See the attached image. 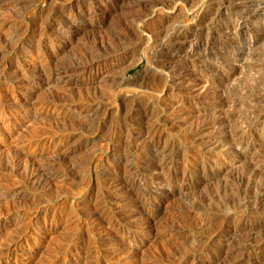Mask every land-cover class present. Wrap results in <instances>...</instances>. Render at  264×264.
Instances as JSON below:
<instances>
[{
  "label": "rangeland",
  "instance_id": "obj_1",
  "mask_svg": "<svg viewBox=\"0 0 264 264\" xmlns=\"http://www.w3.org/2000/svg\"><path fill=\"white\" fill-rule=\"evenodd\" d=\"M155 1L157 2L155 3ZM220 1L221 0H216L215 2L209 3L207 0H192V3L191 0H188L185 6L184 4L186 3L183 4L178 1L173 2L170 0H0V110L2 111H0V264H55V262L56 264H127L128 262V264H148V262L149 264H256L260 261L262 258L260 253L247 249L246 247L244 248L247 242H251L252 239H256V237L245 235L247 229L241 231L244 227H249V225L254 223L255 225L258 224L262 226L259 232L264 230V220L262 219L261 211L250 207L253 205L252 200L254 201V199L251 198H255L260 180H257L259 182H256L250 187H244L243 191V186L237 178L235 179L233 174L234 168L243 160L235 159L232 161L234 158L229 152L230 149L227 144L221 145V136L220 133H218L219 131L216 130V126L214 128H207L199 133L196 132L199 127H202V124L212 119L210 115L214 113L211 108L214 101L210 96L199 95V91L195 85L200 83V81L207 82V85L208 82L212 84L214 80L216 81L217 77L215 76L217 73L213 71L215 65L219 66L220 70L225 73L231 72L235 67L234 64L230 62L231 55L233 51L244 43L231 41V38L226 36L227 33L223 32L226 31V28L232 23L229 20L231 19L233 21L240 12L236 10L232 4L229 2L227 3V0ZM224 1L226 5H224ZM246 1L249 5L246 7L248 10L255 9L253 6V3L255 4L256 2L255 0ZM158 2H160L159 5ZM260 3H264V0H261ZM166 4L168 6H166ZM39 22H41L40 25H38ZM247 23L253 35L261 38V40L263 39L262 41L260 40L259 46L261 45L260 49H264V34L258 31L259 23L264 24L262 17L254 18ZM180 24L185 25L183 26ZM167 29L168 31H166ZM145 32H153V39H151V41L148 40ZM179 32L181 34H179ZM143 33H145V35ZM168 33L170 35L169 37L171 39L173 38L169 41L170 45L173 44V47H176L180 42L175 38L176 34H179L181 40H183L187 33L192 34V36L195 37V41L202 42L203 44L211 42L214 43L215 47L219 45L225 52L221 57L223 60L221 58L215 59L205 52L201 58L194 57L193 60L189 55L188 58L184 59L185 62L182 60L178 61L177 64L175 63V69H172L171 74H169L170 77L167 78L165 77L167 71L163 74L161 70H156L157 68L155 66L164 58L165 51H162L159 45H161L162 41H164L163 38L167 36ZM212 36L214 39H212ZM154 37H156V39ZM167 37L165 39H167ZM224 38L228 39L225 40ZM206 39L207 41H205ZM39 60L41 61L39 62ZM179 66L182 67L180 68ZM40 67L41 69H39ZM177 69L179 71H177ZM159 71L161 72L159 73ZM187 72H192L193 74L189 79V81L192 82L189 86L186 85V83H182L180 79L183 73L186 74ZM138 74L145 76L146 79L154 77L153 80L147 79L150 85L146 87L148 89L151 87L149 90L145 91L144 89H147L145 87L143 90L136 89V87L132 85L126 87L127 85L124 83L123 79H131ZM161 76L164 77L165 81L162 80L163 77ZM208 77L209 79H207ZM160 78L162 79L160 80ZM157 81H159V83ZM162 81L165 82L166 85L163 84ZM244 81V79L243 81L241 80L242 83H239L238 86L241 87L243 86L241 84H246V81ZM180 83L181 85L179 86ZM169 87H171V91L168 89ZM190 90L192 92H190ZM254 93H257V91ZM201 97L203 98L201 99ZM88 99H90L89 102ZM172 103H175V106H173ZM116 104L119 108H117ZM165 104L167 106H165ZM158 105V108L161 107V111L156 108ZM96 108L99 110H96ZM125 108L128 109L125 111ZM2 109H4V112ZM179 111L183 112L180 114ZM123 112L125 113L123 114ZM158 113L159 115H157ZM79 114L82 115L80 116ZM138 115H140L139 120ZM150 115L152 116L151 119H149ZM195 117H197L198 120ZM146 118L147 120H145ZM183 118L186 121H184ZM149 123H151V125ZM154 124H156V126ZM195 127L197 128L196 130L194 129ZM247 128L250 129V127ZM251 130L252 136L247 139V141L254 145V150L257 151L258 154L262 153L261 155H264V123H257ZM123 132L125 134H123ZM135 135L137 136L135 137ZM125 136H130V138L128 137V140H126L127 138ZM192 137H195L194 140ZM106 138L108 139L106 140ZM190 139H192V141ZM48 140L49 143H47ZM129 141L132 144L129 143ZM151 142L153 143L151 144ZM213 142L214 144L215 142H219L220 144H215L214 146V144H212ZM198 143L201 146L198 145ZM153 148L156 150L154 151ZM255 151L254 153H257ZM156 152L157 154H155ZM209 155L213 156L211 157ZM129 157L131 160H129ZM209 160L210 162H208ZM216 160L218 162H216ZM124 161H127V163ZM198 161L201 162L198 163ZM25 163L29 164L27 165ZM106 163H109L108 166ZM199 165L203 166L199 168ZM9 166H11L13 170ZM18 166L20 167L18 168ZM9 168H11V170ZM181 171L183 172L181 173ZM46 172L48 174H46ZM45 175H47L46 178L48 182L47 179L44 180L43 178ZM165 175L167 176L165 177ZM114 176H122L126 180L128 179L126 181V186L133 185L132 187L134 188L127 187V189H125V185H122V188L120 186L115 189L110 187V189L106 181ZM208 177L210 181L205 184L202 180ZM25 179L27 182H25ZM31 180H34V182ZM38 180H40V182ZM45 183L50 185L46 186ZM208 186L211 187L207 188ZM96 187L97 189H95ZM188 187H194V189L189 190L190 192L185 190L187 191L186 193L184 189ZM121 189H123L122 191L124 192L129 189L133 190L137 199L133 194L131 199L124 200L123 196L125 194H123L124 192H122ZM168 192L170 193L168 194ZM183 193H186L184 197L182 195ZM95 194L99 196H95ZM141 196H143V198ZM94 199L97 200L95 201ZM119 200L122 201V203H120ZM243 201L245 203H243ZM237 202H239V204ZM168 203L170 208L167 206ZM92 206H94V208ZM91 210L92 213L90 214ZM100 210H104L108 218L107 220L113 222L116 220L119 222L118 225L113 227L114 225L112 226L111 222L109 225V221H105V226H97L96 222L92 220H94V213ZM60 211L61 213H59ZM62 211L64 213H62ZM255 211H258L257 216H255ZM129 212L131 214H129ZM138 213L140 218H138ZM245 213H249L248 215L252 216V221L251 219V222L248 220L250 223L246 221ZM112 215L115 216L113 217ZM51 216L54 217L52 218ZM81 216L84 217L81 218ZM88 217H90V219ZM131 218L133 220H130ZM76 222L79 223L77 224ZM221 224L224 225L222 226ZM237 226L238 228H236ZM131 227H133L134 230ZM154 229L157 232H155ZM154 233L158 235L155 236ZM235 233L240 235V238H246V240L244 239L245 242L249 238L250 241L248 240L245 243L239 238V240L234 243L233 240L231 242V238ZM107 234L108 236H106ZM260 234L257 240L264 239V232ZM167 239H169V241ZM240 240H242L241 242L243 244ZM173 242L175 243L173 244ZM10 243H12V245ZM109 245L110 247H108ZM231 247L233 248L231 249ZM124 250H127L126 253H124ZM238 251H240L241 254H239L240 252L238 253ZM136 253L138 257L135 256ZM228 256L231 259L228 258ZM113 257L115 259H113ZM61 258L66 260L63 261ZM232 258L235 259L233 260ZM178 260H180V263ZM221 260L223 261L221 262ZM14 261H16V263Z\"/></svg>",
  "mask_w": 264,
  "mask_h": 264
},
{
  "label": "bare ground",
  "instance_id": "obj_2",
  "mask_svg": "<svg viewBox=\"0 0 264 264\" xmlns=\"http://www.w3.org/2000/svg\"><path fill=\"white\" fill-rule=\"evenodd\" d=\"M170 1H178V2H181V3H186L188 0H170ZM209 3H212V2H215L216 0H207ZM222 1V0H221ZM220 1V2H221ZM248 1H251V0H248ZM256 2H255V4L253 3V6L255 7V9H251V10H248L246 7L247 6H249L248 5V2L246 1V0H227V3L229 2L230 4H232L233 6H234V8L236 9V10H239V12L240 13H238V15L236 16V18L232 21L231 19L229 20V21H231L232 23L226 28V31H223V32H226L227 34H226V36H229L230 38H231V41H234V42H244L243 44H242V46H240V47H238L235 51H233V53H232V55H231V61H230V59H229V61L230 62H232L233 64H234V68L231 70V72H227V73H225V72H223L222 70H220V68H219V66H214V64H213V66H214V68H213V71H215L216 73H217V75L215 76V77H217V80L215 81L214 80V82L212 83V84H209V82H208V85L206 84L207 82H202V81H200V83H198V84H194L195 85V87H197V89H198V91H199V95H201V96H210L211 97V99H213V103H212V106H211V108L213 109H211L212 111H214V113H212L213 114V117H212V114L210 115L211 116V120L210 121H208V122H206V123H204V124H202V127H199L198 129L196 128V127H198V126H196L194 129L196 130V132L197 133H199V132H201V131H203V130H205V129H207V128H214L215 126H216V130H218L219 132L218 133H220V138H221V145H223V144H227V146L229 147V152L232 154V156H233V158L234 159H232V161L233 160H235V159H239V160H243L242 162H240V164H238L235 168H234V172H233V174H234V177H235V179L237 178L238 180H239V182H240V184L243 186V191H244V187H250V186H252V185H254L256 182L258 183L259 181H257V180H260V185H259V188H258V190H257V188H256V186H255V188H256V190H257V192H256V190H255V192L257 193L256 194V196H255V198H251V199H254V201L252 200V206H250V207H253V208H255L256 210H259V211H261V215H262V219L264 220V155H261V154H258V152L257 151H255L254 150V145H252V143H250V142H248L247 141V139H249L251 136H252V130L251 129H253V126L254 125H256L257 123H260V122H263L264 123V80H263V76H264V49L263 48H261L260 49V46H259V44H260V40H261V38H258L257 36H255V35H253V33H252V31L249 29V24L247 23V22H249V21H251L252 19H254V18H257V17H262V19H263V21H264V3H260V1L261 0H255ZM157 1H155V3H156ZM191 2H192V0H191ZM203 2V1H202ZM45 3V2H44ZM154 3V4H155ZM159 3L160 2H158V5H159ZM163 3H165V2H163ZM193 3V2H192ZM162 4V3H161ZM160 4V5H161ZM168 5H171V4H169V3H167ZM166 4V6H168ZM190 4V3H189ZM204 4V3H203ZM216 4V3H215ZM163 5V4H162ZM161 5V6H162ZM176 5V4H175ZM174 5V6H175ZM179 5V4H178ZM185 6L187 5V3L186 4H184ZM202 5V4H201ZM206 5V4H205ZM224 5H226L225 4V1H224ZM160 6V7H161ZM232 6V7H233ZM155 7V6H154ZM157 7V6H156ZM163 7V6H162ZM201 7H203V6H201ZM205 7V6H204ZM158 8V7H157ZM165 8V7H164ZM171 8V7H170ZM169 8V9H170ZM175 8H176V6H175ZM185 8V7H184ZM189 8V7H188ZM73 9V8H72ZM172 9H173V7H172ZM182 9V8H181ZM250 9V8H249ZM180 10V9H179ZM227 10V9H226ZM156 11V10H155ZM158 11V10H157ZM166 11H167V8H166ZM197 11V10H196ZM90 12V11H89ZM205 12V11H204ZM163 13V12H162ZM198 13V12H197ZM232 13V12H231ZM237 14V13H236ZM60 16H61V14H60ZM80 16V15H79ZM82 16V15H81ZM158 16V15H157ZM214 16V15H213ZM89 17V16H88ZM90 17H93V16H90ZM160 17V16H159ZM197 17V16H196ZM227 17V16H226ZM225 17V18H226ZM81 18V17H80ZM199 18V17H198ZM228 18V17H227ZM230 18H232V17H230ZM157 19V18H156ZM223 19V18H222ZM83 20V19H82ZM202 20V19H201ZM228 20V19H227ZM256 20V19H255ZM259 20V19H258ZM92 21V20H91ZM95 21V20H94ZM200 21V20H199ZM225 21V20H224ZM254 21V20H253ZM228 22V21H227ZM40 23L41 22H39V24L38 25H40ZM44 23V22H43ZM56 23V22H55ZM59 23H60V21H59ZM69 23V22H68ZM70 23H72V22H70ZM85 23H87V22H85ZM170 23V22H169ZM208 23V22H207ZM229 23V22H228ZM258 23V22H257ZM256 23V24H257ZM261 23V22H260ZM259 23V32L260 33H262V34H264V24H260ZM153 24V23H152ZM190 24V23H189ZM214 24V23H213ZM226 24V23H225ZM250 24H251V22H250ZM155 25V24H154ZM163 25V24H162ZM180 25H183V24H180ZM185 25V24H184ZM183 25V26H184ZM199 25V24H198ZM202 25V24H201ZM207 25V24H206ZM212 25V24H211ZM252 25V24H251ZM250 25V26H251ZM50 26V25H49ZM197 26V25H196ZM255 26V25H254ZM48 27V26H47ZM176 27V26H175ZM175 27H174V29H175ZM205 27H207V26H205ZM46 28V27H45ZM49 28V27H48ZM157 28V27H156ZM162 28V27H161ZM164 28V27H163ZM182 28V27H181ZM200 28V27H199ZM220 28V27H219ZM170 29V28H169ZM206 29H209V28H206ZM252 29V28H251ZM255 29V28H254ZM157 30V29H156ZM178 30V29H177ZM177 30H176V33H177ZM182 30V29H181ZM220 30V29H219ZM222 30H225V29H222ZM138 31V30H137ZM143 31V30H142ZM153 31V30H152ZM166 31H168V29L166 30ZM206 31V30H205ZM257 31V32H258ZM144 32V31H143ZM154 32V31H153ZM152 32V33H153ZM170 32V31H169ZM172 32V31H171ZM187 32H189V31H187ZM209 32V31H208ZM50 33V32H49ZM142 33V32H141ZM146 33V32H145ZM145 33H143L144 35H145ZM152 33L151 32H147L146 34H147V38H148V40H150L151 41V39H153V35H152ZM185 33V32H184ZM183 33V34H184ZM220 33V32H219ZM135 34V33H134ZM170 34H172V33H170ZM179 34H181L180 32H179ZM179 34H176V39L177 40H179L180 42L178 43V45L176 46V47H173L172 45H170V40H172L169 36V33L167 34V36H165L163 39H164V41H162V43H161V45H159L160 47L159 48H161V50L162 51H165V55H164V58H163V60H161V61H159V63H157V65L155 66L157 69L156 70H161V71H159V73L161 72V73H163V74H165V71H167V73L165 74L166 76L165 77H170V75L169 74H171V71H172V69L174 68V66H175V63L177 64V62L178 61H182V60H184V59H186V58H188L189 57V55H190V57H192V60H193V58L194 57H198V58H201L202 56H203V53L205 52V53H208L209 55H211V56H213V58H215V59H217V58H221L223 55H224V51H223V48H221V47H219V45L217 46V47H215L214 46V43H211V42H207V43H205V44H203L202 42H199V41H195V37L194 36H192V34H186L185 35V37H184V39L183 40H181V38H180V36H179ZM221 34H223V33H221ZM22 35V34H21ZM142 35V34H141ZM175 35V34H174ZM199 35V34H198ZM196 36V35H195ZM203 36V35H202ZM211 36V35H210ZM220 36V35H219ZM144 37V36H143ZM167 37V39H165ZM172 37V36H171ZM208 37V36H207ZM213 37V36H212ZM261 37V36H260ZM23 38V37H22ZM155 39H156V37H154ZM160 38H162V37H160ZM174 38V39H175ZM211 38V37H210ZM26 39H28V38H26ZM63 39V38H62ZM204 39V38H203ZM212 39H214V37L212 38ZM225 39V38H224ZM226 39H228V38H226ZM225 39V40H226ZM160 40H162V39H160ZM263 40V39H262ZM261 40V41H262ZM6 41V40H5ZM25 41V40H24ZM28 41V40H27ZM26 41V42H27ZM159 41V40H158ZM175 41V40H174ZM205 41H207V39L205 40ZM216 41V40H215ZM29 42V41H28ZM44 42V41H43ZM155 42V41H154ZM221 42H222V40H221ZM220 42V43H221ZM1 43V42H0ZM8 43V42H7ZM150 43V42H149ZM224 44V43H223ZM228 44V43H227ZM235 44V43H234ZM2 45V44H1ZM4 45V44H3ZM23 45V44H22ZM262 45H263V43H262ZM14 46V45H13ZM234 46V45H233ZM48 47V46H47ZM227 47V46H226ZM125 48V47H124ZM11 50V49H10ZM47 50V49H46ZM234 50V49H233ZM227 51V50H226ZM232 51V50H231ZM36 52H37V50H36ZM160 52V51H159ZM18 53V52H17ZM31 53H33V52H31ZM163 53V52H162ZM34 54V53H33ZM228 55V54H227ZM230 55V54H229ZM8 56V55H7ZM34 56V55H33ZM121 56V55H120ZM35 57V56H34ZM37 57V56H36ZM227 57V56H226ZM230 57V56H229ZM39 58V57H38ZM46 58V57H45ZM159 58V57H158ZM207 58H210V57H207ZM47 59V58H46ZM212 59V58H211ZM222 59V58H221ZM220 59V60H221ZM204 60V59H203ZM223 60V59H222ZM221 60V61H222ZM41 60H39V62H40ZM205 61V60H204ZM215 61V60H214ZM46 62V61H45ZM48 62V61H47ZM158 62V61H157ZM184 62H185V60H184ZM197 62V61H196ZM36 63V62H35ZM59 63V62H58ZM191 63V62H190ZM192 63H193V61H192ZM200 63H202V62H200ZM205 63V62H204ZM211 63V62H210ZM27 64V63H26ZM203 64V63H202ZM201 64V65H202ZM217 64V63H216ZM219 64V63H218ZM55 65V64H54ZM58 65V64H57ZM59 65H60V63H59ZM200 65V66H201ZM227 65V64H226ZM229 65V64H228ZM52 66V65H51ZM81 66V65H80ZM96 66V65H95ZM183 66V65H182ZM181 66V67H182ZM196 66V65H195ZM198 66V65H197ZM212 66V65H211ZM46 67V66H45ZM57 67V66H56ZM59 67V66H58ZM90 67V66H89ZM154 67V66H153ZM178 67V66H177ZM180 67V66H179ZM180 67V68H181ZM188 67V66H187ZM192 67V66H191ZM210 67V66H209ZM35 68V67H34ZM38 68V67H37ZM50 68V67H49ZM226 68V67H225ZM30 69V68H29ZM39 69H41V67L39 68ZM155 69V68H154ZM175 69V68H174ZM194 69H195V67H194ZM207 69H208V65H207ZM34 70V69H33ZM38 70V69H37ZM8 71V70H7ZM40 71V70H39ZM65 71V70H64ZM176 71V70H175ZM177 71H179L178 69H177ZM189 71V70H188ZM200 71V70H199ZM201 71H202V69H201ZM13 72V71H12ZM155 72V71H154ZM158 72V71H157ZM174 72V71H173ZM41 73V72H40ZM43 73V72H42ZM66 74V73H65ZM71 74V73H70ZM73 74V73H72ZM176 74H178V73H176ZM179 75V74H178ZM182 75V74H181ZM192 72H187L186 74H184L183 73V75L180 77V79H181V82L182 83H186V85H188L189 86V84H191L192 82H190L189 81V79L192 77ZM209 75H210V73H209ZM174 76V75H173ZM199 76V75H198ZM53 77V76H52ZM58 77H60V76H58ZM161 77H163V76H161ZM211 77V76H210ZM213 77V76H212ZM62 78V77H61ZM53 79V78H52ZM147 79H149V80H153L154 79V77H150V78H147ZM147 79H146V77L145 76H142L141 74H138L136 77H134V78H131V79H123L124 80V83H126V87H128V85H132V86H135L136 87V89L138 88V89H142L143 90V88L145 87V88H147L146 86L148 85V87H149V85H150V83L148 84V82H147ZM162 78H160V80H161ZM170 79V78H169ZM197 79V78H196ZM207 79H209V77L207 78ZM212 79V78H211ZM243 79L246 81V84L248 85H246V84H241V85H243V86H238L239 85V83H242L241 82V80L243 81ZM57 80V79H56ZM55 80V81H56ZM59 80V79H58ZM155 80H156V78H155ZM159 80V79H158ZM159 80V81H160ZM163 81H165L164 80V77H163V79H162ZM167 80V79H166ZM199 80V79H198ZM202 80V79H201ZM67 81V80H66ZM159 81H157L158 83H159ZM162 81V82H163ZM169 81V80H168ZM175 81V80H174ZM193 81V80H192ZM244 81V82H245ZM154 82V81H153ZM170 83V82H169ZM168 83V84H169ZM178 83H179V81H178ZM194 83V82H193ZM161 84V83H160ZM163 84H165V82H163ZM167 84V85H168ZM176 84V83H175ZM174 84V85H175ZM124 85V84H123ZM151 85H152V83H151ZM155 85V84H154ZM166 85V84H165ZM178 85V84H177ZM181 85V83L179 84V86ZM193 85V84H192ZM125 86V85H124ZM158 86V85H157ZM161 86V85H160ZM169 86H171V85H169ZM130 87V86H129ZM166 87V86H165ZM178 87V86H177ZM186 87V86H185ZM151 88V87H150ZM149 88V89H150ZM154 88V87H153ZM167 88V87H166ZM170 88L171 87H169L168 89L170 90ZM181 88H182V86H181ZM180 88V89H181ZM184 88V87H183ZM188 88V87H187ZM148 88L147 89H144L145 91L146 90H149ZM175 89V88H174ZM178 89V88H177ZM165 91V90H164ZM171 91V90H170ZM255 91H257V93H254ZM139 92V91H138ZM148 92V91H147ZM190 92H192L191 90H190ZM189 92V93H190ZM194 92V91H193ZM162 93H164V92H162ZM162 93H160V94H162ZM168 93H170V92H168ZM175 93V92H174ZM178 93V92H177ZM172 94V93H171ZM196 94H198V93H196ZM8 95V94H7ZM57 95V94H56ZM163 95V94H162ZM174 95V94H173ZM172 95V96H173ZM170 96V95H169ZM168 96V97H169ZM171 96V97H172ZM194 96V95H193ZM196 96V95H195ZM56 97V96H55ZM176 97V96H175ZM209 97V98H210ZM62 98V97H61ZM64 98V97H63ZM120 98V97H119ZM128 98V97H127ZM133 98V97H132ZM165 98V97H164ZM203 97H201V99H202ZM205 98V97H204ZM208 98V97H207ZM17 99V98H16ZM55 99V98H54ZM53 99V100H54ZM93 99H94V97H93ZM124 99V98H123ZM134 99V98H133ZM173 99V98H172ZM171 99V100H172ZM89 100L90 99H88V102H89ZM126 100V99H125ZM132 100V99H131ZM130 100V101H131ZM158 100V99H157ZM208 100V99H207ZM3 101V100H2ZM56 101V100H55ZM160 101V100H159ZM165 101H167V100H165ZM170 101V100H169ZM194 101V100H193ZM119 102V101H118ZM140 102V101H139ZM146 102V101H145ZM157 102V101H156ZM155 102V103H156ZM163 102H164V100H163ZM174 102V101H173ZM167 103V102H166ZM179 103V102H178ZM26 104V103H25ZM119 104V103H118ZM120 104H123V103H120ZM125 104V103H124ZM142 104V103H141ZM148 104V103H147ZM146 104V105H147ZM152 104H154V103H152ZM158 104V103H157ZM156 104V105H157ZM163 104V103H162ZM168 104V103H167ZM173 104V103H172ZM175 104V103H174ZM173 104V106H175ZM184 104V103H183ZM24 105V104H23ZM75 105V104H74ZM82 105V104H81ZM85 105V104H84ZM117 105V104H116ZM134 105V104H133ZM143 105V104H142ZM164 105V104H163ZM195 105H197V104H195ZM104 106V105H103ZM120 106V105H119ZM130 106V105H129ZM151 106V105H150ZM161 106V105H160ZM165 106H167L166 104H165ZM164 106V107H165ZM169 106V105H168ZM202 106V105H201ZM208 106V105H207ZM68 107H69V105H68ZM91 107V106H90ZM98 107V106H97ZM116 107V106H115ZM122 107H123V105H122ZM131 107H132V105H131ZM149 107V106H148ZM154 107V106H153ZM159 107V105L156 107V108H158ZM163 107V106H162ZM182 107H184V106H182ZM86 108V107H85ZM110 108V107H109ZM117 108H119L118 107V105H117ZM135 108V107H134ZM143 108V107H142ZM161 108V107H160ZM160 108H158V109H160ZM168 108V107H167ZM166 108V109H167ZM173 108V107H172ZM207 108V107H206ZM25 109V108H24ZM30 109V108H29ZM83 109V108H82ZM89 109V108H88ZM102 109V108H101ZM126 109H128V108H125V111H126ZM144 109V108H143ZM152 109V108H151ZM169 109V108H168ZM174 109V108H173ZM3 110V112H4V109H2ZM96 110H99V109H97L96 108ZM122 110V109H121ZM137 110V109H136ZM1 111V110H0ZM30 111V110H29ZM78 111H80V110H78ZM120 111V110H119ZM118 111V112H119ZM132 111V110H131ZM146 111V110H145ZM152 111H154V110H152ZM156 111V110H155ZM159 111H161V109L159 110ZM164 111H166V110H164ZM170 111V110H169ZM177 111V110H176ZM196 111V110H195ZM2 112V111H1ZM10 112V111H9ZM82 112V111H81ZM92 112V111H91ZM91 112H89V113H91ZM110 112V111H109ZM167 112V111H166ZM178 112V111H177ZM180 112V111H179ZM183 112V111H182ZM182 112H180V114L182 113ZM80 113V112H79ZM86 113V112H85ZM85 113H84V115H85ZM112 113V112H111ZM125 112H123V114H124ZM143 113V112H142ZM145 113H147V112H145ZM149 113H151V112H149ZM167 113H169V112H167ZM205 113V112H204ZM5 114V113H4ZM8 114V113H7ZM14 114V113H13ZM88 114V113H87ZM116 114V113H115ZM152 114H154V113H152ZM188 114V113H187ZM197 114H199V113H197ZM201 114H203V113H201ZM80 115V114H79ZM82 115V114H81ZM80 115V116H81ZM119 115H120V113H119ZM122 115V114H121ZM126 115V114H125ZM124 115V116H125ZM132 115H134V114H132ZM136 115V114H135ZM155 115V114H154ZM153 115V117L156 119V117ZM157 115H159V113L157 114ZM162 115V114H161ZM173 115V114H172ZM176 115V114H175ZM206 115V114H205ZM32 116V115H31ZM91 116V115H90ZM116 116V115H115ZM124 116H122V117H124ZM139 116V118H138V120L140 119V115H138ZM167 116V115H166ZM170 116V115H169ZM204 116V115H203ZM206 116H208V115H206ZM89 117V116H88ZM112 117V116H111ZM121 117V118H122ZM130 117H132V116H130ZM134 117V116H133ZM151 115H150V118L149 119H151ZM179 117V116H178ZM182 117V116H181ZM202 117V116H201ZM125 118V117H124ZM136 118V117H135ZM176 118V117H175ZM193 118V117H192ZM196 119H197V117H195ZM203 118V117H202ZM43 119H44V117H43ZM153 119V118H152ZM154 119V120H155ZM170 119V118H169ZM35 120V119H34ZM90 120V119H89ZM129 120V119H128ZM145 120H147V118L145 119ZM174 120V119H173ZM177 120V119H176ZM175 120V121H176ZM183 120H184V118H183ZM193 120V119H192ZM198 120V119H197ZM207 120H208V118H207ZM153 121V120H152ZM174 121V122H175ZM184 121H186V120H184ZM125 122V121H124ZM130 122V121H129ZM137 122V121H136ZM145 122H147V121H145ZM158 122V121H157ZM156 122V123H157ZM173 122V123H174ZM191 122V121H190ZM111 123V122H110ZM132 123V122H131ZM142 123V122H141ZM152 123V122H151ZM151 123H149L150 125H151ZM154 123H155V121H154ZM165 123V122H164ZM171 123V122H170ZM175 123H177V122H175ZM174 123V124H175ZM195 123V122H194ZM202 123V122H201ZM49 124V123H48ZM122 124H124V123H122ZM174 124H173V126H174ZM189 124V123H188ZM197 124V123H196ZM199 124V123H198ZM125 125V124H124ZM133 125H134V123H133ZM145 125V124H144ZM155 126H156V124H154ZM166 125V124H165ZM121 126V125H120ZM149 126V125H148ZM158 126V125H157ZM164 126V125H163ZM170 126V125H169ZM168 126V127H169ZM178 126V125H177ZM180 126H181V124H180ZM189 126H191V125H189ZM188 126V127H189ZM194 126H195V124H194ZM263 126V125H262ZM108 127V126H107ZM151 127V126H150ZM158 127H160V126H158ZM165 127V126H164ZM247 127H250V129H248ZM153 128V127H152ZM155 128V127H154ZM172 128V127H171ZM7 129V128H6ZM9 129V128H8ZM11 129V128H10ZM68 129V128H67ZM119 129V128H118ZM123 129V128H122ZM131 129V128H130ZM149 129V128H148ZM162 129V128H161ZM161 129H160V131H161ZM164 129H167V128H164ZM173 129V128H172ZM191 129H192V127H191ZM261 129H263V128H261ZM4 130V129H3ZM58 130V129H57ZM65 130V129H64ZM127 130V129H126ZM137 130V129H136ZM156 130V129H155ZM1 131V130H0ZM150 131V130H149ZM148 131V132H149ZM165 131V130H164ZM169 131V130H168ZM167 131V132H168ZM209 131V130H208ZM5 132V131H4ZM3 132V133H4ZM119 132V131H118ZM134 132V131H133ZM136 132V131H135ZM142 132V131H141ZM153 132V131H152ZM159 132V131H158ZM174 132H175V130H174ZM194 132V131H193ZM195 132V133H196ZM205 132V131H204ZM203 132V133H204ZM207 132V131H206ZM217 132V131H216ZM1 133V132H0ZM39 133V132H38ZM53 133V132H52ZM138 133V132H137ZM144 133V132H143ZM160 133V132H159ZM209 133V132H208ZM123 134H125L124 132H123ZM122 134V135H123ZM126 134H127V132H126ZM152 134V133H151ZM162 134V133H161ZM160 134V135H161ZM164 134V133H163ZM167 134V133H166ZM170 134V133H169ZM187 134V133H186ZM202 134V133H201ZM200 134V135H201ZM210 134V133H209ZM130 135V134H129ZM140 135V134H139ZM142 135V134H141ZM189 135H190V133H189ZM198 135V134H197ZM203 135H205V134H203ZM257 135V134H256ZM259 135V134H258ZM264 135V134H263ZM3 136V135H2ZM35 136V135H34ZM131 136H132V134H131ZM137 135H135V137H136ZM187 136V135H186ZM218 136V135H217ZM126 137V136H125ZM129 138H130V136H128ZM128 137H126L127 139L126 140H128ZM144 137V136H143ZM159 137V136H158ZM165 137V136H164ZM207 137V136H206ZM213 137H214V135H213ZM32 138V137H31ZM111 138V137H110ZM117 138V137H116ZM148 138H150V137H148ZM188 138V137H187ZM193 138V137H192ZM195 138V137H194ZM194 138H193V140H194ZM259 138V137H258ZM261 138V137H260ZM46 139V138H45ZM108 138H106V140H107ZM135 139V138H134ZM133 139V140H134ZM141 139H142V136H141ZM152 139V138H151ZM157 139H159V138H157ZM164 139V138H163ZM263 139V138H262ZM41 140V139H40ZM103 140V139H102ZM116 140V139H115ZM114 140V141H115ZM119 140V139H118ZM121 140V139H120ZM130 140V139H129ZM146 140H150V139H146ZM185 140H187V139H185ZM191 141H192V139H190ZM208 140V139H207ZM252 140V139H251ZM53 141V140H52ZM62 141V140H61ZM73 141V140H72ZM109 141H110V139H109ZM124 141H125V139H124ZM164 141H165V139H164ZM211 141H214V140H211ZM38 142V141H37ZM108 142V141H107ZM118 142V141H117ZM127 142V141H126ZM133 142H135V141H133ZM137 142H138V140H137ZM140 142V141H139ZM47 143H49V140H48V142ZM63 143V142H62ZM113 143V142H112ZM119 143V142H118ZM124 143V142H123ZM122 143V144H123ZM129 143H131L130 141H129ZM148 143V142H147ZM150 143V142H149ZM153 142H151V144H152ZM190 143V142H189ZM188 143V144H189ZM201 143V142H200ZM205 143H206V141H205ZM100 144V143H99ZM103 144V143H102ZM109 144V143H108ZM117 144V143H116ZM132 144V143H131ZM159 144V143H158ZM212 144H214V142L212 143ZM215 144L216 145H218V144H220L219 142H215ZM215 144H214V146H215ZM35 145V144H34ZM136 145V144H135ZM143 145V144H142ZM146 145V144H145ZM148 145V144H147ZM157 145V144H156ZM164 145H165V143H164ZM168 145V144H167ZM198 145H200L199 143H198ZM202 145H204V144H202ZM209 145V144H208ZM67 146H69V145H67ZM125 146V145H124ZM131 146H133V145H131ZM158 146V145H157ZM157 146H156V148H157ZM195 146V145H194ZM201 146V145H200ZM213 146V145H212ZM27 147V146H26ZM120 147V146H119ZM129 147V146H128ZM128 147H127V149H128ZM139 147H140V145H139ZM165 147V146H164ZM204 147V146H203ZM226 147V146H225ZM109 148V147H108ZM136 148V147H135ZM138 148V147H137ZM144 148H146V147H144ZM166 148V147H165ZM201 148V147H200ZM199 148V149H200ZM215 148V147H214ZM24 149V148H23ZM110 149V148H109ZM126 149V148H125ZM124 149V150H125ZM154 149V148H153ZM203 149V148H202ZM208 149V148H207ZM211 149H212V147H211ZM221 149V148H220ZM65 150H66V148H65ZM134 150V149H133ZM145 150H147V149H145ZM149 150V149H148ZM156 149H154V151H155ZM167 150V149H166ZM192 150H193V148H192ZM210 150V149H209ZM219 150V149H218ZM221 150H223V149H221ZM221 150H219V151H221ZM255 152H257V153H254V151ZM25 151V150H24ZM97 151V150H96ZM119 151V150H118ZM162 151V150H161ZM170 151V150H169ZM169 151H168V153H169ZM189 151V150H188ZM101 152V151H100ZM114 152V151H113ZM121 152V151H120ZM124 152V151H123ZM143 152V151H142ZM148 152V151H147ZM151 152V151H150ZM196 152V151H195ZM205 152V151H204ZM209 152V151H208ZM212 152V151H211ZM210 152V153H211ZM17 153V152H16ZM22 153V152H21ZM102 153V152H101ZM125 153H127V152H125ZM146 153V152H145ZM203 153V152H202ZM219 153H221V152H219ZM226 153V152H225ZM260 153V152H259ZM27 154V153H26ZM130 154V153H129ZM155 154H157V152L155 153ZM159 154V153H158ZM184 154V153H183ZM196 154V153H195ZM201 154V153H200ZM29 155V154H28ZM27 155V156H28ZM166 155V154H165ZM171 155V154H170ZM190 155H192V154H190ZM206 155V154H205ZM204 155V156H205ZM214 155V154H213ZM212 155V156H213ZM217 155V154H216ZM225 155V154H224ZM223 155V156H224ZM14 156V155H13ZM21 156V155H20ZM33 156V155H32ZM104 156V155H103ZM145 156V155H144ZM156 156V155H155ZM154 156V157H155ZM186 156V155H185ZM199 156V155H198ZM201 156V155H200ZM208 156V155H207ZM209 156H211V155H209ZM211 156V157H212ZM215 156V155H214ZM225 156H227V155H225ZM123 157H124V153H123ZM126 157V156H125ZM191 157H194V156H191ZM222 157V156H221ZM229 157V156H228ZM21 158V157H20ZM97 158V157H96ZM130 158V157H129ZM180 158V157H179ZM185 158V157H184ZM188 158V157H187ZM216 158V157H215ZM17 159V158H16ZM16 159H14V160H16ZM19 159V158H18ZM25 159H26V157H25ZM24 159V160H25ZM157 159V158H156ZM165 159V158H164ZM163 159V160H164ZM181 159H182V157H181ZM209 159V158H208ZM207 159V160H208ZM227 159V158H226ZM229 159V158H228ZM11 160V159H10ZM24 160H23V162H24ZM27 160H28V157H27ZM27 160H25V161H27ZM31 160V159H30ZM38 160V159H37ZM36 160V161H37ZM129 160H131V158L129 159ZM128 160V161H129ZM147 160V159H146ZM162 160V159H161ZM174 160V159H173ZM178 160H180V159H178ZM184 160V159H183ZM182 160V161H183ZM223 160V159H222ZM17 161V160H16ZM32 161H33V159H32ZM97 161V160H96ZM204 161V160H203ZM220 161V160H219ZM225 161V160H224ZM231 161V160H230ZM12 162V161H11ZM10 162V163H11ZM19 162H21V161H19ZM22 162V163H23ZM28 162V161H27ZM31 162V161H30ZM65 162V161H64ZM100 162H102V161H100ZM104 162V161H103ZM119 162V161H118ZM125 162V161H124ZM124 162H123V164H124ZM131 162V161H130ZM149 162V161H148ZM155 162V161H154ZM160 162V161H159ZM172 162V161H171ZM188 162V161H187ZM186 162V163H187ZM199 162H201V161H198V163ZM208 162H210V160L208 161ZM212 162V161H211ZM216 162H218L217 160H216ZM221 162V161H220ZM17 163V162H16ZM125 163H127V161L125 162ZM150 163V162H149ZM161 163V162H160ZM170 163V162H169ZM174 163V162H173ZM172 163V164H173ZM182 163V162H181ZM183 163H185V162H183ZM197 163V162H196ZM235 163V162H234ZM233 163V164H234ZM13 164H15V163H13ZM25 164H27V163H25ZM29 164V163H28ZM27 164V165H28ZM32 164H33V162H32ZM107 164V163H106ZM109 164V163H108ZM108 164H107V166H108ZM144 164V163H143ZM163 164V163H162ZM180 164V163H179ZM205 164V163H204ZM209 164V163H208ZM95 165H96V163H95ZM100 165V164H99ZM126 165V164H125ZM145 165V164H144ZM147 165V164H146ZM152 165H153V163H152ZM151 165V166H152ZM193 165V164H192ZM195 165V164H194ZM21 166H22V164H21ZM24 166V165H23ZM39 166V165H38ZM55 166V165H54ZM53 166V167H54ZM94 166V165H93ZM97 166V165H96ZM106 166V165H105ZM136 166V165H135ZM162 166V165H161ZM164 166V165H163ZM166 166V165H165ZM183 166V165H182ZM200 166H203V165H199V168H200ZM205 166H206V164H205ZM204 166V167H205ZM209 166V165H208ZM211 166V165H210ZM7 167V166H6ZM9 167H11V166H9ZM20 166H18V168H19ZM29 167V166H28ZM27 167V168H28ZM31 167H32V165H31ZM35 167H36V165H35ZM98 167V166H97ZM138 167V166H137ZM158 167H160V166H158ZM192 167V166H191ZM12 168V167H11ZM11 168H9L10 170H11ZM17 168V167H16ZM33 168H34V166H33ZM37 168V167H36ZM35 168V169H36ZM43 168V167H42ZM57 168V167H56ZM100 168V167H99ZM117 168V167H116ZM173 168V167H172ZM178 168V167H177ZM187 168V167H186ZM203 168V167H202ZM202 168H201V170H202ZM207 168V167H206ZM219 168V167H218ZM217 168V169H218ZM7 169V168H6ZM5 169V170H6ZM22 169H25V168H22ZM31 169V168H30ZM124 169V168H123ZM128 169H131V168H128ZM161 169V168H160ZM163 169H164V167H163ZM188 169V168H187ZM8 170V169H7ZM12 170H13V168H12ZM16 170V169H15ZM14 170V171H15ZM21 170V169H20ZM42 170V169H41ZM56 170V169H55ZM125 170H127V169H125ZM154 170V169H153ZM186 170V169H185ZM189 170V169H188ZM194 170V169H193ZM206 170V169H205ZM204 170V171H205ZM27 171V170H26ZM26 171H24V172H26ZM29 171V170H28ZM35 171V170H34ZM38 171H39V168H38ZM45 171V170H44ZM103 171V170H102ZM117 171V170H116ZM124 171V170H123ZM122 171V172H123ZM133 171V170H132ZM162 171V170H161ZM200 171V170H199ZM8 172V171H7ZM11 172V171H10ZM31 172V171H30ZM40 172V171H39ZM48 172V171H47ZM46 172V174H48ZM50 172V171H49ZM93 172V171H92ZM96 172V171H95ZM94 172V173H95ZM101 172V171H100ZM105 172V171H104ZM115 172V171H114ZM122 172H121V174H122ZM139 172V171H138ZM164 172V171H163ZM169 172V171H168ZM183 171H181V173H182ZM192 172V171H191ZM190 172V173H191ZM217 172V171H216ZM231 172V173H232ZM1 173V172H0ZM18 173V172H17ZM23 173V172H22ZM21 173V174H22ZM27 173V172H26ZM25 173V174H26ZM33 173V172H32ZM54 173V172H53ZM130 173V172H129ZM143 173V172H142ZM148 173V172H147ZM166 173V172H165ZM176 173V172H175ZM210 173V172H209ZM29 174H31V173H29ZM34 174V173H33ZM35 174H37V173H35ZM139 174V173H138ZM145 174V173H144ZM152 174V173H151ZM161 174V173H160ZM169 174V173H168ZM185 174V173H184ZM184 174H182V175H184ZM208 174V173H207ZM1 175V174H0ZM55 175V174H54ZM53 175V176H54ZM91 175V174H90ZM110 175V174H109ZM136 175V174H135ZM141 175V174H140ZM149 175V174H148ZM155 175H157V174H155ZM164 175V174H163ZM162 175V176H163ZM171 175V174H170ZM179 175V174H178ZM187 175V174H186ZM193 175V174H192ZM203 175V174H202ZM212 175V174H211ZM21 176V175H20ZM28 176V175H27ZM36 176V175H35ZM46 176L47 175H45L43 178H44V180H46L47 178H46ZM52 176V175H51ZM108 176V175H107ZM122 176H123V174H122ZM122 176H118V177H116V176H114V177H110L109 179H107L108 181H106V182H108V186H109V188L111 187V188H113V189H115V188H118V187H120L121 186V188H122V185H125V189H127V187H131V188H134V187H132L133 185H128V186H126L127 185V180L125 179V178H123ZM138 176V175H137ZM142 176V175H141ZM146 176V175H145ZM167 175H165V177H166ZM207 176V175H206ZM210 176V175H209ZM233 176V175H232ZM41 177V176H40ZM92 177V176H91ZM157 177V176H156ZM164 177V178H165ZM186 177V176H185ZM197 177V176H196ZM1 178V177H0ZM90 178V177H89ZM102 178V177H101ZM104 178H105V176H104ZM128 178V177H127ZM142 178V177H141ZM191 178V177H190ZM29 179H30V177H29ZM32 179V178H31ZM41 179V178H40ZM51 179V178H50ZM49 179V180H50ZM142 179H144V178H142ZM161 179V178H160ZM177 179V178H176ZM232 179H233V177H232ZM10 180V179H9ZM37 180V179H36ZM42 180V179H41ZM43 180V181H44ZM91 180V179H90ZM93 180V179H92ZM135 180V179H134ZM133 180V181H134ZM148 180V179H147ZM165 180V179H164ZM197 180V179H196ZM216 180V179H215ZM234 180V179H233ZM31 181H33L34 182V180H31ZM30 181V182H31ZM39 182H40V180H38ZM37 181V182H38ZM42 181V182H43ZM101 181H103V180H101ZM138 181V180H137ZM145 181V180H144ZM149 181V180H148ZM162 181V180H161ZM167 181V180H166ZM201 181V180H200ZM205 184L206 183H208L209 181H210V178L208 177V178H204L203 180H202ZM11 182V181H10ZM25 182H27L26 181V179H25ZM29 182V181H28ZM37 182H35V183H37ZM47 182H48V179H47ZM146 182V181H145ZM150 182V181H149ZM183 182V181H182ZM213 182V181H212ZM1 183V182H0ZM21 183V182H20ZM103 183V182H102ZM139 183H140V181H139ZM143 183V182H142ZM148 183V182H147ZM146 183V184H147ZM181 183V182H180ZM233 183V182H232ZM40 184V183H39ZM98 184V183H97ZM99 184H101V183H99ZM145 184V185H146ZM158 184V183H157ZM156 184V185H157ZM178 184V183H177ZM182 184V183H181ZM184 184V183H183ZM203 184V183H202ZM236 184H237V182H236ZM45 185L46 186H49V185H47V183H45ZM93 185V184H92ZM104 185V184H103ZM136 185V184H135ZM140 185H141V183H140ZM139 185V186H140ZM154 185V184H153ZM258 185V184H257ZM88 186H89V184H88ZM94 186H96V185H94ZM101 186V185H100ZM137 186V185H136ZM143 186V185H142ZM170 186V185H169ZM182 186V185H181ZM185 186V185H184ZM189 186V185H188ZM191 186V185H190ZM207 186V185H206ZM212 186V185H211ZM210 186V187H211ZM224 186V185H223ZM1 187V186H0ZM40 187H41V185H40ZM45 187V186H44ZM43 187V188H44ZM87 187V186H86ZM102 187V186H101ZM106 187H107V185H106ZM145 187V186H144ZM150 187V186H149ZM172 187V186H171ZM204 187V186H203ZM209 186L207 187V188H210ZM226 187V186H225ZM238 187H239V184H238ZM241 187V186H240ZM24 188V187H23ZM48 188V187H47ZM93 188V187H92ZM110 188V189H111ZM141 188V187H140ZM167 188H168V186H167ZM181 188V187H180ZM206 188V189H207ZM245 188V189H246ZM95 189H97V187L95 188ZM145 189V188H144ZM192 189H194V187H188L187 189H184V191L185 190H188V192H190L189 190H192ZM225 189V188H224ZM249 189V188H248ZM252 189V188H251ZM87 190V189H86ZM89 190V189H88ZM123 189H121V191H122ZM141 190V189H140ZM139 190V191H140ZM146 190V189H145ZM229 190H230V188H229ZM239 190V189H238ZM254 190V189H253ZM3 191V190H2ZM84 191H85V189H84ZM90 191V190H89ZM97 191V190H96ZM95 191V192H96ZM99 191H100V189H99ZM102 191V190H101ZM109 191H111V190H109ZM114 191V190H113ZM112 191V192H113ZM165 191V190H164ZM183 191V192H184ZM243 191H242V196H243ZM248 191V190H247ZM252 191V190H251ZM8 192V191H7ZM115 192V191H114ZM118 192V191H117ZM120 192V191H119ZM122 192H124V191H122ZM143 192V191H142ZM166 192V191H165ZM186 193H187V191H185ZM254 192V191H253ZM97 193H99V192H97ZM103 193V192H102ZM137 193H138V191H137ZM170 192H168V194H169ZM179 193V192H178ZM185 193V194H186ZM247 193V192H246ZM9 194V193H8ZM107 194V193H106ZM123 194H125L123 197H124V200H128V199H131L132 198V195L134 194L133 193V190H127L126 192H124ZM144 194V193H143ZM184 193L182 194L183 195V197H184V195H185ZM245 194V193H244ZM253 194V193H252ZM1 195V194H0ZM56 195V194H55ZM120 195V194H119ZM142 195V194H141ZM145 195V194H144ZM156 195V194H155ZM181 195V196H182ZM246 195H248V194H246ZM3 196H4V194H3ZM95 196H99V195H96L95 194ZM113 196H115V195H113ZM118 196V195H117ZM146 196V195H145ZM163 196V195H162ZM180 196V197H181ZM253 196V195H252ZM11 197V196H10ZM110 197V196H109ZM126 197V198H125ZM134 197H135V194H134ZM142 198H143V196H141ZM152 197V196H151ZM159 197V196H158ZM177 197H179V196H177ZM251 197V196H250ZM13 198V197H12ZM95 198V197H94ZM97 198V197H96ZM136 198V197H135ZM144 198H147V197H144ZM244 198V197H243ZM247 198V197H246ZM114 199V198H113ZM120 199V198H119ZM137 199V198H136ZM141 199V198H140ZM150 199V198H149ZM54 200V199H53ZM95 200V199H94ZM97 200V199H96ZM95 200V201H96ZM115 200V199H114ZM120 200H122V199H120ZM119 200V202L120 203H122V201H120ZM156 200V199H155ZM100 201H101V199H100ZM99 201V202H100ZM108 201V200H107ZM113 201V200H112ZM115 201H117V200H115ZM130 201V200H129ZM141 201V200H140ZM145 201H146V199H145ZM246 201V200H245ZM106 202V201H105ZM110 202V201H109ZM125 202V201H124ZM127 202V201H126ZM133 202V201H132ZM135 202V201H134ZM149 202H151V201H149ZM209 202H210V200H209ZM251 202V201H250ZM94 203V202H93ZM92 203V204H93ZM111 203V202H110ZM109 203V204H110ZM113 203V202H112ZM130 203V202H129ZM143 203H144V201H143ZM146 203V202H145ZM238 204H239V202H237ZM236 203V204H237ZM243 203H245L244 201H243ZM97 204H99V203H97ZM101 204V203H100ZM106 204V203H105ZM241 204H242V202H241ZM102 205H103V203H102ZM133 205V204H132ZM101 206V205H100ZM105 206V205H104ZM135 206V205H134ZM168 208H170L169 207V203H168ZM166 206V207H167ZM241 206V205H240ZM244 206H245V204H244ZM93 208H94V206H92ZM98 207V206H97ZM106 207V206H105ZM119 207V206H118ZM128 207V206H127ZM139 207V206H138ZM172 207V206H171ZM238 207V206H237ZM242 207H243V205H242ZM246 207V206H245ZM110 208H111V206H110ZM133 208H136V207H133ZM193 208V207H192ZM192 208H191V210H192ZM241 208V207H240ZM244 208V207H243ZM248 208V207H247ZM105 209V208H104ZM113 209V208H112ZM116 209V208H115ZM119 209V208H118ZM148 209V208H147ZM174 209V208H173ZM190 209V208H189ZM242 209V208H241ZM69 210V209H68ZM94 210H96V209H94ZM93 210V211H94ZM99 210V209H98ZM120 210V209H119ZM166 210H168V209H166ZM43 211V210H42ZM75 211V210H74ZM89 211V210H88ZM107 211H109V210H107ZM113 211V210H112ZM123 211H124V209H123ZM129 211V210H128ZM142 211V210H141ZM173 211V210H172ZM178 211H179V208H178ZM199 211H201V210H199ZM238 211H239V209H238ZM242 211H243V209H242ZM250 211H251V209H250ZM81 212V211H80ZM85 212V211H84ZM151 212V211H150ZM192 212V211H191ZM194 212V211H193ZM237 212V211H236ZM244 212V211H243ZM242 212V213H243ZM247 212H249V211H247ZM258 212V211H257ZM256 211H255V216H257V213ZM59 213H61V211L59 212ZM62 213H64L63 211H62ZM75 213V212H74ZM92 213V210H91V212H90V214ZM96 213V214H95ZM94 213V220H92V221H94V222H96V224H97V226H103L104 224H105V221H109L108 223H109V225H110V222H111V225L113 226V227H115V226H117L118 225V221H116L115 220V222H113V221H110V220H107L108 218H107V216L105 215V213H104V210H100L99 212H95ZM121 213V212H120ZM141 213V212H140ZM147 213V212H146ZM146 213H145V215H146ZM174 213V212H173ZM177 213V212H176ZM195 213V212H194ZM235 213V212H234ZM249 213H251V212H249ZM248 213V214H249ZM36 214V213H35ZM71 214V213H70ZM89 214V213H88ZM89 214V215H90ZM108 214V213H107ZM110 214V213H109ZM112 214V213H111ZM116 214V213H115ZM123 214V213H122ZM121 214V215H122ZM129 214H131L130 212H129ZM133 214V213H132ZM178 214V213H177ZM246 214V213H245ZM248 214H246V221L247 222H249L250 221V219L252 218V216L251 215H248ZM251 214H253V213H251ZM58 215V214H57ZM61 215V214H60ZM71 215H73V214H71ZM81 215V214H80ZM83 215V214H82ZM87 215V214H86ZM88 215V216H89ZM93 215V214H92ZM125 215V214H124ZM128 215V214H127ZM138 216H139V213L137 214ZM141 215V214H140ZM30 216H32V215H30ZM70 216V215H69ZM113 216V215H112ZM115 216V215H114ZM113 216V217H114ZM123 216V215H122ZM129 216V215H128ZM133 216V215H132ZM177 216V215H176ZM200 216V215H199ZM259 216V215H258ZM34 217V216H33ZM42 217V216H41ZM52 217V216H51ZM54 217V216H53ZM52 217V218H53ZM71 217H73V216H71ZM84 217V216H83ZM82 216H81V218H83ZM91 217V216H90ZM90 217H88L89 219H90ZM109 217V216H108ZM130 217V216H129ZM128 217V218H129ZM141 217H143V216H141ZM243 217V216H242ZM244 217H245V215H244ZM49 218V217H48ZM59 218V217H58ZM80 218V217H79ZM86 218V217H85ZM133 218H135V217H133ZM138 218H140V216L138 217ZM147 218V217H146ZM234 218V217H233ZM254 218H256V217H254ZM69 219V218H68ZM88 219V220H89ZM123 219V218H122ZM151 219V218H150ZM230 219V218H229ZM242 219V218H241ZM253 219V218H252ZM252 219H251V221H252ZM77 220V219H76ZM130 220H133L132 218L130 219ZM138 220V219H137ZM141 220V219H140ZM249 220V221H248ZM66 221V220H65ZM121 221V220H120ZM144 221V220H143ZM154 221V220H153ZM222 221V220H221ZM233 221V220H232ZM232 221H231V223H232ZM250 221V222H251ZM255 221H256V219H255ZM254 221V222H255ZM258 221V220H257ZM70 222V221H69ZM80 222H82V221H80ZM86 222V221H85ZM125 222V221H124ZM124 222H123V224H124ZM147 222V221H146ZM151 222V221H150ZM234 222V221H233ZM241 222V221H240ZM245 222V221H244ZM249 222V223H250ZM260 222V221H259ZM77 223V222H76ZM79 223V222H78ZM77 223V224H78ZM88 223V222H87ZM107 223V224H108ZM134 223H135V221H134ZM155 223V222H154ZM221 223V222H220ZM235 223V222H234ZM246 223V222H245ZM76 224V225H77ZM94 224V223H93ZM128 224V223H127ZM152 224V223H151ZM168 224V223H167ZM90 225V224H89ZM130 225H131V223H130ZM177 225V224H176ZM220 225V224H219ZM222 225V224H221ZM224 225V224H223ZM222 225V226H223ZM239 225V224H238ZM241 225V224H240ZM249 225V224H248ZM80 226V225H79ZM92 226V225H91ZM96 226V225H95ZM105 226V225H104ZM143 226V225H142ZM142 226H141V229H142ZM152 226V225H151ZM168 226V225H167ZM166 226V227H167ZM89 227V226H88ZM219 227V226H218ZM226 227V226H225ZM234 227V226H233ZM93 228H95V227H93ZM102 228V227H101ZM108 228V227H107ZM132 229H133V227H131ZM130 228V229H131ZM149 228V227H148ZM154 228V227H153ZM169 228V227H168ZM220 228V227H219ZM236 228H238V226L236 227ZM261 228H262V226L261 225H255V223L254 224H252V225H249V227H244L241 231H244V230H246L247 229V233L245 234V235H247V236H250V237H256V239H252V241L251 242H245V240H246V238H244L243 239V237L242 238H240V235H238L237 233H235L233 236H232V238H231V242H232V240H233V243L235 242V241H237V240H239V238L240 239H242L246 244H245V246H244V248L246 247L247 249H250V250H254L255 252L257 251L258 253H260L261 255H262V258L260 259V261L259 262H255L256 264H264V239H261V240H257V237H258V235L260 234V233H262V232H264V230L263 231H261V232H259V229L261 230ZM4 229V228H3ZM45 229H46V227H45ZM85 229V228H84ZM83 229V230H84ZM90 229V228H89ZM103 229V228H102ZM112 229V228H111ZM120 229V228H119ZM124 229V228H123ZM146 229V228H145ZM156 229V228H155ZM154 229V230H155ZM166 229V228H165ZM171 229V228H170ZM227 229V228H226ZM240 229V228H239ZM88 230V229H87ZM98 230V229H97ZM109 230V229H108ZM116 230V229H115ZM134 230V229H133ZM138 230V229H137ZM174 230V229H173ZM214 230V229H213ZM45 231V230H44ZM53 231H54V229H53ZM101 231V230H100ZM117 231V230H116ZM119 231V230H118ZM175 231V230H174ZM232 231V230H231ZM234 231H236V230H234ZM43 232V231H42ZM85 232V231H84ZM87 232V231H86ZM90 232V231H89ZM122 232V231H121ZM155 232H157L156 230H155ZM167 232V231H166ZM220 232V231H219ZM218 232V233H219ZM99 233V232H98ZM106 233V232H105ZM108 233V232H107ZM148 233V232H147ZM146 233V234H147ZM164 233V232H163ZM228 233V232H227ZM239 233V232H238ZM94 234V233H93ZM93 234H92V236H93ZM102 234V233H101ZM100 234V235H101ZM104 234V233H103ZM117 234V233H116ZM155 234V233H154ZM40 235V234H39ZM89 235V234H88ZM96 235H98V234H96ZM99 235V236H100ZM112 235V234H111ZM121 235V234H120ZM139 235V234H138ZM158 235V234H157ZM156 234H155V236H157ZM27 236V235H26ZM103 236V235H102ZM106 236H108V234L106 235ZM116 236V235H115ZM124 236V235H123ZM142 236V235H141ZM160 236V235H159ZM260 236H261V234H260ZM87 237V236H86ZM85 237V238H86ZM89 237V236H88ZM82 238V237H81ZM90 238V237H89ZM105 238V237H104ZM107 238V237H106ZM113 238V237H112ZM147 238V237H146ZM165 238V237H164ZM168 238V237H167ZM174 238V237H173ZM263 238V237H262ZM103 239V238H102ZM110 239V238H109ZM130 239V238H129ZM134 239V238H133ZM171 239V238H170ZM222 239V238H221ZM259 239V238H258ZM26 240V239H25ZM29 240V239H28ZM90 240V239H89ZM119 240V239H118ZM164 240V239H163ZM168 241H169V239H167ZM217 240V239H216ZM224 240V239H223ZM242 240H240V242L242 241ZM50 241V240H49ZM83 241V240H82ZM86 241V240H85ZM96 241V240H95ZM103 241V240H102ZM149 241V240H148ZM165 241V240H164ZM171 241V240H170ZM176 241V240H175ZM230 241V240H229ZM250 241V240H249ZM72 242V241H71ZM120 242V241H119ZM122 242V241H121ZM167 242V241H166ZM105 243V242H104ZM109 243H111V242H109ZM125 243V242H124ZM123 243V244H124ZM140 243V242H139ZM175 242H173V244H174ZM221 243V242H220ZM230 243V242H229ZM242 243V242H241ZM11 245H12V243H10ZM23 244V243H22ZM21 244V245H22ZM76 244V243H75ZM81 244V243H80ZM85 244V243H84ZM92 244V243H91ZM151 244V243H150ZM227 244V243H226ZM237 244V243H236ZM243 244V243H242ZM8 245V244H7ZM18 245V244H17ZM88 245V244H87ZM104 245V244H103ZM103 245H102V247H103ZM118 245V244H117ZM126 245V244H125ZM128 245V244H127ZM135 245V244H134ZM155 245V244H154ZM163 245V244H162ZM161 245V246H162ZM217 245V244H216ZM219 245V244H218ZM223 245V244H222ZM230 245V244H229ZM232 245V244H231ZM10 246V245H9ZM14 246V245H13ZM20 246V245H19ZM58 246V245H57ZM70 246V245H69ZM68 246V247H69ZM90 246V245H89ZM105 246H106V244H105ZM122 246H124V245H122ZM129 246V245H128ZM133 246V245H132ZM139 246V245H138ZM158 246V245H157ZM166 246V245H165ZM7 247V246H6ZM15 247V246H14ZM32 247H34V246H32ZM67 247V248H68ZM84 247V246H83ZM107 247V246H106ZM108 247H110V245L108 246ZM111 247H112V245H111ZM114 247V246H113ZM117 247V246H116ZM119 247V246H118ZM229 247V246H228ZM235 247V246H234ZM242 247H243V245H242ZM131 248V247H130ZM129 248V249H130ZM159 248V247H158ZM168 248V247H167ZM227 248V247H226ZM233 247H231V249H232ZM236 248V247H235ZM14 249V248H13ZM33 249V248H32ZM61 249V248H60ZM60 249H59V251H60ZM83 249V248H82ZM93 249V248H92ZM114 249V248H113ZM159 249H161V248H159ZM228 249V248H227ZM20 250V249H19ZM29 250V249H28ZM35 250V249H34ZM81 250V249H80ZM101 250V249H100ZM108 250V249H107ZM142 250V249H141ZM158 250V249H157ZM162 250V249H161ZM213 250V249H212ZM246 250V249H245ZM26 251V250H25ZM94 251V250H93ZM109 251V250H108ZM127 251V250H126ZM126 251L124 250V253H126ZM135 251V250H134ZM133 251V252H134ZM20 252V251H19ZM18 252V253H19ZM51 252V251H50ZM57 252V251H56ZM72 252V251H71ZM86 252V251H85ZM112 252V251H111ZM110 252V253H111ZM119 252V251H118ZM122 252V251H121ZM120 252V253H121ZM130 252V251H129ZM137 252V251H136ZM155 252V251H154ZM165 252V251H164ZM217 252H220V251H217ZM226 252V251H225ZM227 252H228V250H227ZM227 252H226V254H227ZM240 251H238V253H239ZM248 252V251H247ZM9 253V252H8ZM29 253V252H28ZM59 253H62V252H59ZM63 253H64V251H63ZM62 253V254H63ZM78 253V252H77ZM80 253V252H79ZM123 253V252H122ZM121 253V254H122ZM156 253V252H155ZM159 253V252H158ZM251 253V252H250ZM257 253V254H258ZM91 254V253H90ZM94 254H95V252H94ZM107 254V253H106ZM114 254V253H113ZM113 254H111V255H113ZM164 254V253H163ZM166 254V253H165ZM209 254V253H208ZM239 254H241V252L239 253ZM8 255V254H7ZM61 255V254H60ZM134 255V254H133ZM140 255V254H139ZM150 255V254H149ZM216 255V254H215ZM228 255V254H227ZM16 256V255H15ZM15 256H14V258H15ZM27 256V255H26ZM49 256V255H48ZM83 256V255H82ZM89 256V255H88ZM115 256V255H114ZM119 256H120V254H119ZM122 256V255H121ZM135 256H137V253H136V255ZM135 256H132V257H135ZM142 256H144V255H142ZM141 256V257H142ZM146 256V255H145ZM151 256V255H150ZM157 256V255H156ZM163 256V255H162ZM218 256V255H217ZM232 256V255H231ZM234 256V255H233ZM241 256V255H240ZM254 256V255H253ZM9 257V256H8ZM23 257H24V255H23ZM109 257V256H108ZM115 257H117V256H115ZM123 257V256H122ZM128 257V256H127ZM138 257V256H137ZM155 257V256H154ZM158 257V256H157ZM156 257V258H157ZM195 257V256H194ZM200 257V256H199ZM234 257H236V256H234ZM238 257H239V255H238ZM21 258V257H20ZM32 258V257H31ZM74 258V257H73ZM143 258V257H142ZM148 258V257H147ZM149 258H152V257H149ZM155 258V259H156ZM163 258V257H162ZM172 258V257H171ZM180 258V257H179ZM196 258V257H195ZM225 258V257H224ZM227 258V257H226ZM228 258H230L229 256H228ZM244 258V257H243ZM18 259V258H17ZM56 259H58V258H56ZM55 259V260H56ZM62 259V258H61ZM67 259H68V257H67ZM112 259V258H111ZM113 259H115L114 257H113ZM127 259V258H126ZM138 259V258H137ZM140 259V258H139ZM173 259V258H172ZM171 259V260H172ZM231 259V258H230ZM233 259V258H232ZM235 259V258H234ZM233 259V260H234ZM238 259V258H237ZM254 259H256V258H254ZM15 260V259H14ZM30 260V259H29ZM38 260V259H37ZM63 260V259H62ZM64 260H66V259H64ZM63 260V261H64ZM80 260V259H79ZM130 260V259H129ZM145 260H146V258H145ZM181 260V259H180ZM180 260H178V262L180 263ZM186 260V259H185ZM194 260V259H193ZM192 260V261H193ZM240 260V259H239ZM32 261V260H31ZM90 261V260H89ZM97 261V260H96ZM132 261V260H131ZM135 261V260H134ZM137 261V260H136ZM150 261H152V260H150ZM155 261V260H154ZM153 261V262H154ZM158 261H159V259H158ZM162 261V260H161ZM189 261V260H188ZM199 261V260H198ZM197 261V262H198ZM223 260H221V262H222ZM15 263H16V261H14ZM29 262V261H28ZM46 262V261H45ZM70 262V261H69ZM105 262V261H104ZM107 262V261H106ZM196 262V263H197ZM253 262V261H252ZM13 263V262H12ZM20 263V262H19ZM27 263V262H26ZM53 263V262H52ZM82 263V262H81ZM129 263V262H128ZM127 263V264H128ZM137 263H138V261H137ZM141 263V262H140ZM145 263V262H144ZM163 263H164V261H163ZM168 263V262H167ZM198 263H200V262H198ZM220 263V262H219ZM22 264V263H21ZM55 264H56V262H55ZM58 264H60V263H58ZM73 264H75V263H73ZM148 264H149V262H148ZM152 264V263H151ZM155 264V263H154ZM174 264V263H173ZM192 264V263H191ZM228 264V263H227ZM242 264V263H241ZM248 264V263H247Z\"/></svg>",
  "mask_w": 264,
  "mask_h": 264
}]
</instances>
